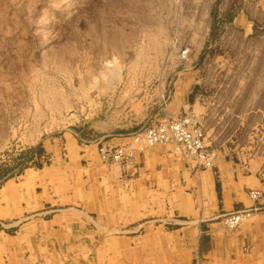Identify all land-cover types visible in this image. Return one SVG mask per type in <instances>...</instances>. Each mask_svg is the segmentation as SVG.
I'll list each match as a JSON object with an SVG mask.
<instances>
[{"label": "crops", "instance_id": "obj_1", "mask_svg": "<svg viewBox=\"0 0 264 264\" xmlns=\"http://www.w3.org/2000/svg\"><path fill=\"white\" fill-rule=\"evenodd\" d=\"M189 65L134 122L98 124L87 140L68 134L64 148L45 141L50 166L0 185V264H264V70H229L223 85L219 69ZM186 114L204 129L211 168L163 145L101 163V142L126 143L153 121ZM250 190L263 193L259 211L224 228L223 214L253 206Z\"/></svg>", "mask_w": 264, "mask_h": 264}, {"label": "rangeland", "instance_id": "obj_2", "mask_svg": "<svg viewBox=\"0 0 264 264\" xmlns=\"http://www.w3.org/2000/svg\"><path fill=\"white\" fill-rule=\"evenodd\" d=\"M187 61L264 70V0H0V185L50 166L45 141L134 122Z\"/></svg>", "mask_w": 264, "mask_h": 264}, {"label": "built area", "instance_id": "obj_3", "mask_svg": "<svg viewBox=\"0 0 264 264\" xmlns=\"http://www.w3.org/2000/svg\"><path fill=\"white\" fill-rule=\"evenodd\" d=\"M188 49L180 52L184 61ZM128 142L113 145L107 142L98 144L97 152L105 164H119L131 160L135 155L144 154L157 145L171 146L174 152L190 160L202 169L213 165L215 154L205 144V132L194 115L186 114L179 119L163 118L130 134ZM251 208L223 214L220 222L226 229H235L259 211L258 202L262 197L260 190L249 191Z\"/></svg>", "mask_w": 264, "mask_h": 264}, {"label": "bare ground", "instance_id": "obj_4", "mask_svg": "<svg viewBox=\"0 0 264 264\" xmlns=\"http://www.w3.org/2000/svg\"><path fill=\"white\" fill-rule=\"evenodd\" d=\"M142 50V49H141ZM146 58V57H145ZM137 61V60H136ZM47 66H49V65H47ZM56 66V65H55ZM32 70V69H31ZM113 76H114V74H113ZM36 100V99H35ZM38 105V104H37ZM59 106H61V105H59L58 103H56V107L55 108H59Z\"/></svg>", "mask_w": 264, "mask_h": 264}]
</instances>
